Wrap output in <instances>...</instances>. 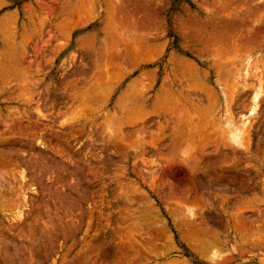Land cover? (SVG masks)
Wrapping results in <instances>:
<instances>
[{
    "label": "rangeland",
    "instance_id": "obj_1",
    "mask_svg": "<svg viewBox=\"0 0 264 264\" xmlns=\"http://www.w3.org/2000/svg\"><path fill=\"white\" fill-rule=\"evenodd\" d=\"M262 39L264 0H0V264H264Z\"/></svg>",
    "mask_w": 264,
    "mask_h": 264
},
{
    "label": "bare ground",
    "instance_id": "obj_2",
    "mask_svg": "<svg viewBox=\"0 0 264 264\" xmlns=\"http://www.w3.org/2000/svg\"><path fill=\"white\" fill-rule=\"evenodd\" d=\"M234 1H235V0H234ZM232 3H233V2H232ZM234 5H235V4H234ZM250 5H251V4H250ZM229 6H230V5H229ZM260 13H261V12H260ZM254 18H255V17H254ZM33 21H34V20H33ZM253 22H254V21H253ZM238 26H239V25L237 24V27H238ZM235 28H236V27H235ZM262 30H263V29H262ZM256 33H257V32H256ZM259 35H260V34H259ZM259 35H257V37L255 36V37L258 38ZM6 36H7V35H6ZM253 37H254V36H253ZM256 38H254V39H255L256 43H258L257 40H256ZM262 40H263V39H262ZM262 40H261V41H262ZM218 41H219V40H218ZM258 41H260V40H258ZM263 41H264V40H263ZM211 42H213V41H211ZM219 42H221V41H219ZM238 42H239V41H238ZM242 42H243V41H242ZM243 43L245 44L246 42H243ZM212 44H213V43H212ZM224 44H225V43H224ZM240 44H241V43H240ZM244 44H243V45H244ZM246 44H248V41H247ZM253 44H254V43H253ZM225 45H226V44H225ZM217 47H218V46H217ZM222 47H223V46H222ZM262 47H263V45H262ZM249 49H250V48H249ZM243 52H244V51H243ZM126 53H127V52H126ZM234 56H235V55H234ZM229 64H230V63H229ZM8 67H9V66H8ZM109 67H110V66H109ZM190 69H191V68H190ZM179 71H180V70H179ZM12 72H13V71H12ZM25 72H26V71H25ZM187 72H189V70H188ZM196 73H197V72H196ZM186 75H188V74L186 73ZM197 75H198V74H197ZM104 76H105V75H104ZM189 76H192V75H189ZM5 77H6V76H5ZM113 78H114V77H113ZM115 78H116V77H115ZM185 78H187V77H185ZM106 79H107V78H106ZM188 79H189V78H188ZM195 79H196V78H195ZM198 79H199V78H198ZM198 79H197L196 83L198 82ZM22 80H24V79H22ZM19 81H20V80H19ZM19 81H18V83H19ZM3 82H4V81H3ZM25 82H26V81H25ZM163 82H164V81H163ZM186 82H187V81H186ZM7 83H8V82H7ZM22 83H23V82H22ZM136 83H137V81H136ZM19 84H20V83H19ZM199 84H200V83H199ZM199 84H198V85H199ZM25 85H26V84H25ZM25 85H24V86H25ZM196 85H197V84H196ZM203 85H204V84L202 83V84H201V88H200L201 91H204V90H202V89H204V88L207 87V86L204 87ZM205 85H207V84H205ZM22 86H23V85H22ZM195 87H196V86H194V88H195ZM197 87H198V86H197ZM199 87H200V86H199ZM21 88H22V87H21ZM27 89H28V88H27ZM136 89H137V88H136ZM198 89H199V88H198ZM20 90H21V89H20ZM196 90H197V89H196ZM207 90H208V87L206 88V91H207ZM232 91H233V90H232ZM23 92H24V91H23ZM107 92H108V91H107ZM97 94H98V93H97ZM105 94H106V93H105ZM210 94H211V93H210ZM102 95H103V94H102ZM124 95H126V94H124ZM124 95H123V96H124ZM196 95L199 96V97H201L200 102L202 103V107H203V108L210 109V104H208V101L206 100V97H205L204 93H202V92H197ZM167 96H169V95H167ZM210 97H211V96H210ZM123 98L125 99V97H123ZM208 98H209V96H208ZM162 99H163V98H162ZM171 99H173V97H172ZM179 99H180V98H179ZM185 99L187 100V96L185 97ZM209 99H210V98H209ZM126 100H127V98H126ZM126 100H125V101H126ZM163 100H164V104H165V102H166L165 100H166V99L164 98ZM256 100H257V99H256ZM256 100H255V101H256ZM127 101H128V100H127ZM127 101H126V102H127ZM168 101L170 102L171 100H168ZM176 101H177V99H176ZM209 101H211V100H209ZM122 102H123V101H122ZM159 102H160V101H159ZM192 102H193V101H192ZM172 103L174 104V102H172ZM172 103H171V104H172ZM180 103H181V102H180ZM180 103H179V104H180ZM209 103H210V102H209ZM173 104H172V105H173ZM175 104L177 105L176 108H180V111H182V116H181V117H183V112H184V110H185V109L182 110V109L184 108V107H182L183 105L180 106V105L178 104V101H177V103H175ZM255 104H256V103H255ZM87 105H88V104H87ZM166 105H168L167 102H166ZM84 106H85V105H84ZM119 106H120V104H119ZM121 106H122V105H121ZM163 106H164V105H163ZM163 106H161V107H163ZM193 106H194V105H193ZM212 106H213V105H212ZM140 107H142V106H140ZM140 107H139V108H140ZM165 107H167V106H165ZM191 107H192V104H191ZM196 107H198V108H197V110H198V109H199V105H198V106L196 105ZM202 107H201V108H202ZM134 108H135V107H134ZM201 108H200V109H201ZM93 109H94V108H93ZM187 109H189V107H187ZM200 109H199V110H200ZM6 110H7V109H6ZM86 110H88V109H86ZM86 110H85V111H86ZM174 110H175V109H174ZM213 110H214V109H213ZM125 111H126V110H125ZM195 111H196V110H195ZM201 111H202V110H201ZM152 112H153V111H152ZM205 112H206V115H208L207 110H205ZM208 112H209V111H208ZM210 112H212V109H210ZM180 113H181V112H180ZM186 113H187V112H186ZM193 113H196V112H193ZM197 113H198V112H197ZM197 113H196V115L198 116V114H199L200 112H199L198 114H197ZM136 114H137V113H136ZM184 114H185V113H184ZM201 114H202V115L205 114V113H204V110H203V112H202ZM201 114H200V115H201ZM209 114H210V113H209ZM137 115H138V114H137ZM177 115H179V113H178ZM138 116H139V115H138ZM184 116H185V115H184ZM209 116H210V115H208V117H209ZM177 117H178V116H177ZM195 117H196V116H195ZM199 117H201V116H199ZM114 118H115V117H114ZM129 118H130V117H129ZM178 118H179V117H178ZM197 118H198V117H196L195 119H197ZM201 118H202V117H201ZM203 118H204V117H203ZM111 119H112V118H111ZM140 119H141V118H140ZM180 119H182V118H180ZM207 119H208V118H207ZM176 120H177V118H176ZM193 120H194V119L192 118V121H193ZM199 120H200V119H199ZM192 121H187V124H188V122H191V123H192ZM206 122H207V121H206ZM220 122H221V121H220ZM13 123H14V122H13ZM108 123H109V122H108ZM130 123H132V122H130ZM130 123H129V124H130ZM141 123H142V121H141ZM193 124H194V123H193ZM206 124H207V123H206ZM195 125H198V124L196 123ZM195 125H194V126H195ZM189 126H190V125H187V127H189ZM194 126H193V128H194ZM204 126H205V124H204ZM215 126H216V125H215ZM1 127H2V126H1ZM4 127H5V126H4ZM172 127H173V126H172ZM195 127H196V129H197V126H195ZM193 128H192V129H193ZM227 128H228V127H227ZM188 129H190V128H188ZM200 129H201V128H200ZM213 129H214V128H213ZM213 129H212V130H213ZM4 130H5V129H4ZM175 130H176V128H175ZM175 130H173V131L175 132ZM161 131H162V130H161ZM185 131H186V130H185ZM187 131H188V130H187ZM191 131H192V130H191ZM198 131H200V130H198ZM198 131H197V133H198ZM201 131L203 132V130H201ZM220 131H221V130H220ZM220 131H219V133H220ZM5 133H6V132H5ZM188 133H189V132H188ZM190 133H191V132H190ZM181 134L183 135V133H181ZM181 134H180V135H181ZM191 134H192V133H191ZM193 134H195V136H196V133H193ZM200 134H201V133H200ZM212 134H213V133H212ZM208 135H209V133H208ZM174 136H175V135H174ZM178 136H179V135H178ZM192 136H194V135H192ZM208 137H209V136H208ZM234 137H235V136H234ZM177 138H178V137H177ZM179 138H180V137H179ZM206 138H207V137H206ZM189 139H190V138H189ZM207 139H208V138H207ZM178 140H179V139H178ZM190 140H191V139H190ZM194 141H195V140H194ZM230 142H231V141H230ZM230 142H229V143H230ZM187 143H188V141H187ZM190 143H191V142H190ZM210 146H211V145H210ZM204 147H205V146H204ZM240 148H241V147H240ZM203 149H204V148H203ZM203 151H204V150H203ZM199 154H200V153H199ZM2 172H3V171H2ZM1 175H3V174H1ZM9 180H10V178H9ZM217 240H218V239H217ZM155 242H157V241L155 240ZM220 243H221V242H220ZM208 246H209V245H208Z\"/></svg>",
    "mask_w": 264,
    "mask_h": 264
}]
</instances>
